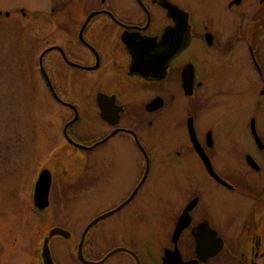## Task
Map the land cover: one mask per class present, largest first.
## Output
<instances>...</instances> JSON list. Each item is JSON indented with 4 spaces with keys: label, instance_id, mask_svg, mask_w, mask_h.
Listing matches in <instances>:
<instances>
[{
    "label": "flooded vegetation",
    "instance_id": "flooded-vegetation-1",
    "mask_svg": "<svg viewBox=\"0 0 264 264\" xmlns=\"http://www.w3.org/2000/svg\"><path fill=\"white\" fill-rule=\"evenodd\" d=\"M47 3L39 76L65 157L40 169L45 211L69 196L93 214L40 229L37 264L54 228L55 264L56 239L70 264H264V0Z\"/></svg>",
    "mask_w": 264,
    "mask_h": 264
},
{
    "label": "rangeland",
    "instance_id": "rangeland-1",
    "mask_svg": "<svg viewBox=\"0 0 264 264\" xmlns=\"http://www.w3.org/2000/svg\"><path fill=\"white\" fill-rule=\"evenodd\" d=\"M47 2L0 0V264H37L40 229L56 223L72 227L70 221L83 228L93 214L85 206L89 199L76 210L69 196H57V205L43 216L33 210L31 194L40 169L62 163L65 157L58 107L39 76L38 55L56 40L55 27L42 21L43 17L49 19L46 23L53 20L49 8L54 4ZM110 222L96 230L106 231ZM113 229L114 236L108 238L118 240L121 232L117 226ZM56 243L57 259L70 264V243L59 239Z\"/></svg>",
    "mask_w": 264,
    "mask_h": 264
},
{
    "label": "water",
    "instance_id": "water-1",
    "mask_svg": "<svg viewBox=\"0 0 264 264\" xmlns=\"http://www.w3.org/2000/svg\"><path fill=\"white\" fill-rule=\"evenodd\" d=\"M0 14H2V13H0ZM6 15L9 16V13H6ZM49 86H50L51 91H53V87H52L50 82H49ZM255 135H256V133H255ZM256 139L259 140L257 136H256ZM195 147L198 150V152L200 153L199 145L195 144ZM50 189H51V174L48 170H43L40 172V174L36 180L34 193H33V204H34V207L36 208L37 211L43 212L49 207ZM117 210L109 212V213L104 214V215L100 216L99 218H97L87 228V230L84 234V237H85V235H86V233L90 227H92L97 222L107 218L108 216L112 215ZM183 227H184L183 222H179L177 225V229H176V235L179 234V231L183 230ZM54 236H63L65 238H69L70 234L68 231L61 229V228H54L50 231L49 237L45 239L43 250H42L43 264H55L53 259H52V255H51V252H50V249L48 246L49 238L54 237ZM83 242H84V238L81 242V247L83 245ZM88 264H93V263H88ZM97 264H100V263H97ZM188 264H192V262H190Z\"/></svg>",
    "mask_w": 264,
    "mask_h": 264
},
{
    "label": "trees",
    "instance_id": "trees-1",
    "mask_svg": "<svg viewBox=\"0 0 264 264\" xmlns=\"http://www.w3.org/2000/svg\"><path fill=\"white\" fill-rule=\"evenodd\" d=\"M32 195V194H31ZM35 215H39L40 213H38V212H36V213H34ZM40 216V215H39ZM43 216V215H42Z\"/></svg>",
    "mask_w": 264,
    "mask_h": 264
}]
</instances>
